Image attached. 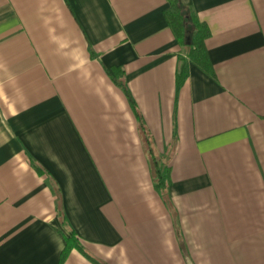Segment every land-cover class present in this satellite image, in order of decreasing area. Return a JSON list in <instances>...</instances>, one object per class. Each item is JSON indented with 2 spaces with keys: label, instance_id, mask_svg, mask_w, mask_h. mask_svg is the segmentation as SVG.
Wrapping results in <instances>:
<instances>
[{
  "label": "crops",
  "instance_id": "obj_1",
  "mask_svg": "<svg viewBox=\"0 0 264 264\" xmlns=\"http://www.w3.org/2000/svg\"><path fill=\"white\" fill-rule=\"evenodd\" d=\"M179 1L212 74L169 0H0V264H264V0Z\"/></svg>",
  "mask_w": 264,
  "mask_h": 264
},
{
  "label": "trees",
  "instance_id": "obj_2",
  "mask_svg": "<svg viewBox=\"0 0 264 264\" xmlns=\"http://www.w3.org/2000/svg\"><path fill=\"white\" fill-rule=\"evenodd\" d=\"M169 3L170 7L166 11L165 17L178 44L185 50L186 60L184 62L188 60L202 68L206 73L212 74V66L205 46V41L210 36L207 24L199 20L193 9L185 8L179 0H169ZM186 66L184 65L181 71L177 73L176 87L178 88L185 83L188 77ZM113 72L116 75L114 78L115 83L124 91V94L128 98L130 106L135 113L134 115L140 119L135 102H133L134 100L132 99L126 84L122 81V75H124V72L119 69L114 70ZM142 127L141 130L145 132V129ZM146 142L148 143V138H146ZM162 165L163 164L151 154L150 167L152 168L154 186L158 191L165 193L167 187L170 185V177L168 169L166 166ZM69 241L70 239L68 238V244Z\"/></svg>",
  "mask_w": 264,
  "mask_h": 264
},
{
  "label": "water",
  "instance_id": "obj_3",
  "mask_svg": "<svg viewBox=\"0 0 264 264\" xmlns=\"http://www.w3.org/2000/svg\"><path fill=\"white\" fill-rule=\"evenodd\" d=\"M188 264H192V263L189 261Z\"/></svg>",
  "mask_w": 264,
  "mask_h": 264
}]
</instances>
